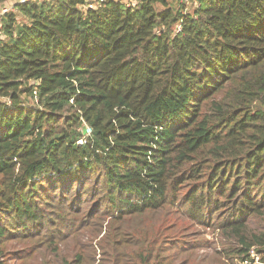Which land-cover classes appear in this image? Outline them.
I'll return each mask as SVG.
<instances>
[{"label":"trees","instance_id":"1","mask_svg":"<svg viewBox=\"0 0 264 264\" xmlns=\"http://www.w3.org/2000/svg\"><path fill=\"white\" fill-rule=\"evenodd\" d=\"M188 3L2 20L0 264H264V0Z\"/></svg>","mask_w":264,"mask_h":264},{"label":"built area","instance_id":"2","mask_svg":"<svg viewBox=\"0 0 264 264\" xmlns=\"http://www.w3.org/2000/svg\"><path fill=\"white\" fill-rule=\"evenodd\" d=\"M37 1H43V0H18L16 4H14L13 6L8 7L7 5L0 7V23L2 22V20L9 14H13L16 13L17 10V6L18 5H27L31 2H37ZM184 2L188 3V0H183ZM105 3V0H86V4H87V8L88 9H92V10H96L97 8L101 7L103 4ZM2 26L0 25V30H1ZM38 92L34 91V101L35 103H37L38 101ZM86 130L87 133L85 136H89L92 134V130L88 127H85L83 129V131ZM84 143V142H83Z\"/></svg>","mask_w":264,"mask_h":264},{"label":"rangeland","instance_id":"3","mask_svg":"<svg viewBox=\"0 0 264 264\" xmlns=\"http://www.w3.org/2000/svg\"><path fill=\"white\" fill-rule=\"evenodd\" d=\"M125 2H127L128 3V0H124ZM17 3V0H13L12 1V3H10V4H8L7 6L8 7H10V6H13L14 4H16ZM188 5H190V4H188ZM3 6H5V5H0V7H3ZM191 9V10H190ZM190 11H192V8L190 7ZM17 13V15H19V13H18V11L16 12ZM20 16V15H19ZM19 21H24L25 22V18H23V17H19ZM200 231V230H199ZM199 233V232H198ZM198 234H196V235H194V236H197ZM207 237L210 239V238H212V235L211 234H208L207 235ZM10 251H11V249H10ZM43 253H45L44 251H42V252H39V253H37V254H34V255H32L31 256V258L33 259L32 261H31V264H41V263H43V261H44V257H46L47 255L46 254H43ZM202 253H204L205 254V256L206 255H208V254H206L207 253V251H205L204 250V252H202ZM44 256V257H43ZM253 257H254V255H253ZM255 258V257H254ZM256 260H257V258H255ZM256 263L258 264L259 262L258 261H256ZM10 264H19V263H17V261H11L10 262Z\"/></svg>","mask_w":264,"mask_h":264},{"label":"water","instance_id":"4","mask_svg":"<svg viewBox=\"0 0 264 264\" xmlns=\"http://www.w3.org/2000/svg\"><path fill=\"white\" fill-rule=\"evenodd\" d=\"M86 133H87V131H86V130H84V131H83V134H84V135H86Z\"/></svg>","mask_w":264,"mask_h":264}]
</instances>
